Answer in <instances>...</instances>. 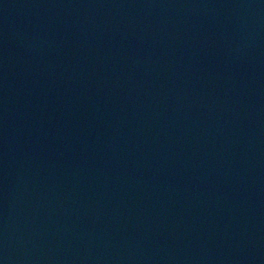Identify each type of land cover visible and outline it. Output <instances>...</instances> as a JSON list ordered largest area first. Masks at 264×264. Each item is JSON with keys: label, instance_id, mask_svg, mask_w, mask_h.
Returning <instances> with one entry per match:
<instances>
[{"label": "water", "instance_id": "1", "mask_svg": "<svg viewBox=\"0 0 264 264\" xmlns=\"http://www.w3.org/2000/svg\"><path fill=\"white\" fill-rule=\"evenodd\" d=\"M0 264H264V0H0Z\"/></svg>", "mask_w": 264, "mask_h": 264}]
</instances>
